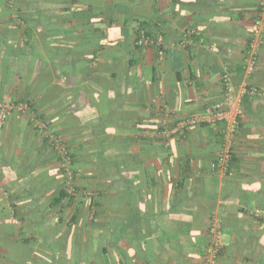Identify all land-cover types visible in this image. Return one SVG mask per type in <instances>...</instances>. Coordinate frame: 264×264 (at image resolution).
Masks as SVG:
<instances>
[{"label": "crops", "instance_id": "obj_1", "mask_svg": "<svg viewBox=\"0 0 264 264\" xmlns=\"http://www.w3.org/2000/svg\"><path fill=\"white\" fill-rule=\"evenodd\" d=\"M9 1L0 0V97L9 95L13 87L22 95L26 85L22 74L28 71L30 79L35 71L36 61L12 60L16 53L26 56V41L36 42L35 48L48 58V48L43 47L54 38L61 44L59 60H64L72 55V49L76 56L79 37L86 40L82 58L95 54L94 62L100 67L97 73L101 74L96 76L103 81L117 73L119 81L132 91L127 103L139 106L144 122L158 117L161 107L174 123L220 100L224 66L229 67L233 82L244 67V50L256 10L255 0H78L74 7L96 8L84 11L89 18L78 25L75 19L58 22L70 0H38L32 6L23 3L26 21L7 11ZM185 27L197 31L192 47L173 46ZM138 28L152 38V44H136ZM51 29L54 33L61 29V43L50 36ZM29 30L36 36L29 37ZM93 39L102 44L96 53ZM16 44L23 50L18 52ZM261 46L258 66L253 73L243 74L240 85L247 81L264 85V41ZM49 49L54 51L52 46ZM57 61L47 67L40 64L39 71L59 72ZM76 80L72 75L55 79L50 90L36 96L40 109L54 101L53 92L61 86L72 87ZM241 106L243 117L227 171L212 173L210 169L221 145L214 130L209 126L192 128L186 141L170 146V159L161 164L173 181L159 180V206L156 204L154 213L150 210V224L133 226L131 237L117 230L111 239L109 219L113 217L107 207L99 211L100 224H95L86 210L76 220L78 211L68 200L51 206L61 185L59 162L44 141L46 134L35 125L34 112L26 102L17 104L0 130V264H202L214 215L220 218L224 232L221 264H264V220L250 214L251 209L264 208V98L250 96ZM56 108L47 110L54 113ZM87 118L93 119V113H87ZM77 121L74 113L68 112L54 126L66 127ZM120 132L135 134L133 129ZM131 150L139 155L141 145L134 143ZM95 166L87 163L82 168L93 175L98 172ZM100 180L93 187L105 189L107 180L106 184ZM180 180L184 186L174 189ZM120 190V196L108 193L100 201L109 205L127 199L126 190ZM176 203L179 207L173 208Z\"/></svg>", "mask_w": 264, "mask_h": 264}, {"label": "trees", "instance_id": "obj_2", "mask_svg": "<svg viewBox=\"0 0 264 264\" xmlns=\"http://www.w3.org/2000/svg\"><path fill=\"white\" fill-rule=\"evenodd\" d=\"M8 1L9 0H7V2ZM36 1L38 0H10V8H7V11L9 13L14 11L17 19L21 18L23 21H26L28 14H26L22 4L30 3L29 5L32 6ZM77 1L78 0H70L69 4L62 9L63 14H59L60 16L58 18L60 19H58V22L66 23L75 19L77 24L81 25L80 23H83L85 19L89 18L87 14H83L84 11L96 10L95 7H89L87 10L79 8L78 6L74 7L73 3ZM254 5L256 9L255 13L263 11L259 0H255ZM32 15L31 13L30 16ZM33 18L35 21H38L36 15L33 16ZM139 28H142V25H140ZM74 29L75 28L72 27V30ZM51 30L52 31H49L50 36L55 37L59 43H61L60 39L64 38L60 37L61 29H59V32L55 31V33L53 29ZM29 31H27V34H30L29 37L32 38L36 36V32H34V35H31L32 31ZM141 35L143 34L141 29H139L136 41ZM252 38L251 32L244 51L249 48ZM53 39L52 42L50 41L51 43L49 42L47 44L48 46L45 45L43 47L45 49L48 48L47 52L50 53L48 58L43 56L44 52L35 48L36 42H32V39L26 41L23 46L28 47L27 50L24 51L26 56H17L18 53L13 56L12 60L15 62L24 61L26 64L32 61L34 64L36 61L37 64L35 65V71L30 76V79L32 78L31 80L28 79V75H30L28 71L26 72L27 74H22L26 80L22 95H18L14 87L10 88L8 92V96L12 98L14 106L21 102H26L29 109L37 114L36 118L46 125L48 131H53L68 150V155L71 160V169L74 173V187L76 189L73 195L68 194L64 188V169L60 156L57 154L54 146L50 145L48 138L44 136V141L49 144L56 160L59 162V172L61 175L60 189L57 195L52 198L51 206H58L64 200H68L69 203L75 205L78 211L76 220L80 212L86 210L87 213H91V217L93 218L92 222L95 224H100V222H97L99 211L107 207L112 213L110 217H113L109 219L111 223L109 230L111 228L113 232L109 237L113 239L114 234L118 232L117 230L121 231V233L125 234L127 237H131L133 226L150 224V220L153 216L152 212L154 213L156 204L159 206V201L156 200L158 197L156 193L162 191L160 188H157L159 180L162 181V178H166L169 182L173 181V176L170 175L166 168H162L161 166L162 163H167V159H170V146L174 142L182 143L186 141L192 128L188 129L184 136H171L166 138L156 134L163 130L164 127H167V125H174L177 121L173 123L172 120H169L167 125L161 124V119L165 118L163 108L161 107V109L159 108L157 111L158 117L154 118L153 121L147 119L148 122H144L142 120L144 117L140 114L139 106L133 103H127V98L131 96L132 91H128L126 83L124 84V82L119 81L117 73L112 72L111 75L108 76L107 81H103L100 77L96 76L98 74L97 69H100V67L97 62H94L96 58L95 54L91 57L82 58L81 55L85 49L86 40L81 41L78 37L75 48L77 49L76 56H73L74 49H72V55L70 54L64 60H59L62 52L61 44H56L57 42ZM262 41H264V35ZM54 42L55 44L53 45ZM93 42L95 44L94 52L96 53V51L102 47V44H96L97 39H93ZM16 46L15 49L18 48V52L23 50L18 44H16ZM50 46L53 47L54 51H50ZM191 47L192 46H186L185 49ZM262 47L263 45L259 51ZM56 60H58L57 64L59 63L61 68L59 72L55 73L49 69L45 72L43 70L39 71L42 64L45 65L44 67H47ZM38 66H40V68ZM25 68L28 69L29 67L27 66ZM229 73L231 75L230 69ZM243 74H245L244 67L241 69L240 77L236 79V82H233L231 76V80L236 89L241 83ZM70 75H72L73 78H77L76 84L69 88L61 86L59 90L53 92V94L55 93L54 101L51 100L47 102L48 104L46 103V106L40 109V105L36 101V96L38 94L43 95L48 89L50 90L55 79H61L62 77H68ZM252 85L254 86V84L249 83V86ZM249 97V94H245L242 100L249 99ZM54 105H57L55 112L49 113L47 109H51ZM141 107L143 109L145 107L144 104L140 105V108ZM68 112L74 113L78 121L66 127H55L54 124L58 121L61 122ZM89 112L93 113V119L87 118V113ZM203 126L205 125H200L199 127ZM121 129H133L135 134L121 135ZM139 131L140 133L144 131V133L147 134L139 135ZM212 132L215 133L221 142L219 132ZM134 143H139L141 145L139 155L133 154L131 150ZM219 148L220 144L217 150H219ZM231 159H233V153ZM230 161L232 162V160ZM87 163H95L96 166L94 168L97 169L98 172L89 175V172H86L83 170L84 168H82L86 166ZM212 171L211 169V172ZM90 178L92 182H89ZM100 179H102L105 184L107 180L105 189L93 187L96 186V181H101ZM183 186L184 180H180L175 183L173 188L180 189ZM120 189L126 190L129 195L127 199H120L118 202L115 201L113 204L111 203L109 205L102 204L100 201L102 196L108 193L115 195V197H117L118 194L120 196ZM125 190L123 191L124 193H126ZM85 191H92L93 195L87 197ZM133 198H135V201H133ZM178 205H180V203H176V205L173 204V208H178ZM151 209L152 212H150ZM74 218L73 216L72 219ZM104 250H106L105 247ZM221 254L222 252H220V255Z\"/></svg>", "mask_w": 264, "mask_h": 264}, {"label": "built area", "instance_id": "obj_3", "mask_svg": "<svg viewBox=\"0 0 264 264\" xmlns=\"http://www.w3.org/2000/svg\"><path fill=\"white\" fill-rule=\"evenodd\" d=\"M263 9L261 12L255 13L252 27V41L249 48L244 51L243 63L245 74H251L259 64L258 49L262 44L264 35V0H259ZM197 33L195 28L185 27L182 29L180 41L172 43L173 46L185 48L193 44V36ZM153 43V40L145 35L139 36L136 41L138 46H148ZM220 84L222 87V98L205 110L192 114L190 116L177 120L174 125H167L169 121L168 112L165 118L161 119V124L167 125L163 130L156 134L166 138L171 136H184L185 132L200 125L209 126L215 132H219L221 136V145L215 154V158L211 163L213 172H226L232 158V146L236 129L238 127L240 118L243 117V108L241 106L242 97L249 94L251 97L264 98V85L249 86L248 81L243 82L239 88L234 86L229 69L224 66L221 73ZM14 102L11 97L4 95L0 98V130L6 123L9 112L13 109ZM167 109V108H165ZM169 110V109H167ZM33 121L35 113H33ZM32 115V116H33ZM38 119V118H37ZM35 119V125L46 134L45 137L49 139L50 145L54 146L57 154L60 156L63 165V182L64 188L68 194H75L74 187V173L71 169V160L68 155L67 148L62 144L61 139L57 137L52 131H48L46 125L41 121ZM2 189L0 188V195ZM87 197L93 195L92 191H85ZM250 214L254 218L264 220V208H254L250 210ZM214 215V214H213ZM209 242L202 251V264H221L220 252L223 250V234L221 231L220 218L217 215L211 217L208 226Z\"/></svg>", "mask_w": 264, "mask_h": 264}]
</instances>
